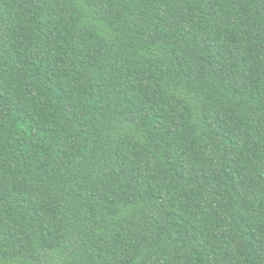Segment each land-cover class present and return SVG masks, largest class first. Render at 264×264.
I'll list each match as a JSON object with an SVG mask.
<instances>
[{"label":"trees","instance_id":"obj_1","mask_svg":"<svg viewBox=\"0 0 264 264\" xmlns=\"http://www.w3.org/2000/svg\"><path fill=\"white\" fill-rule=\"evenodd\" d=\"M0 264H264V0H0Z\"/></svg>","mask_w":264,"mask_h":264}]
</instances>
